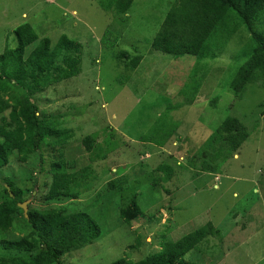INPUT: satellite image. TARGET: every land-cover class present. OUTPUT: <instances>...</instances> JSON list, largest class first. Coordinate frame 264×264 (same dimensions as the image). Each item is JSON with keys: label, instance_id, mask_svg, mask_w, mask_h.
<instances>
[{"label": "rangeland", "instance_id": "obj_1", "mask_svg": "<svg viewBox=\"0 0 264 264\" xmlns=\"http://www.w3.org/2000/svg\"><path fill=\"white\" fill-rule=\"evenodd\" d=\"M108 1L0 0V55L6 46L15 47L13 31L24 23L40 38L55 43L64 35L79 46V75L51 84L38 106L47 117H64L63 127L75 135L67 158L79 159L81 168L90 169L86 181L77 174L75 200L46 204L50 176L36 170L40 162L47 168L51 155L40 151L25 164L13 160L0 165V192L8 180L25 190L26 197L31 191L27 208L73 207L97 223L100 237L66 254L63 264H111L122 257L137 262L207 223L221 238L203 241L185 262L210 264L206 252L215 254L213 264H252L246 259L250 254L264 258V87L260 81L249 84L241 98L230 88L248 57L249 36L238 32L212 61H205L208 67H195L193 57H168L150 46L175 0H133L123 16L108 7ZM122 52L142 58L137 68L125 69ZM203 73L192 103L178 95L185 84H192L189 77ZM23 93L14 88L7 92L17 98ZM165 113L175 131L161 146L140 144L160 119L165 121ZM232 119L246 129V141L239 148L234 143H228L229 148L210 145L215 135L235 133L237 126L225 124ZM221 128L225 133L217 134ZM93 133L105 148L103 140L113 134L117 149L89 165V153L79 143ZM218 146L227 150L213 155ZM162 165L171 168L168 181L158 170ZM109 181L119 188L108 190ZM135 195L144 221L127 227L118 211ZM29 232L28 224L18 218L9 233H0V240ZM212 245L221 246L209 250Z\"/></svg>", "mask_w": 264, "mask_h": 264}, {"label": "trees", "instance_id": "obj_2", "mask_svg": "<svg viewBox=\"0 0 264 264\" xmlns=\"http://www.w3.org/2000/svg\"><path fill=\"white\" fill-rule=\"evenodd\" d=\"M132 3L133 0H109L107 6H112L117 15L123 16ZM240 31L249 36L248 57L234 74L230 88L241 98L249 84L260 81L264 87V0H175L150 46L153 51L168 57H193L195 67L202 64L204 68L208 67L205 61H212L216 53L222 52ZM13 35L15 47L6 46L0 55V165H7L13 160L25 164L40 151L48 150L51 162L47 168H43V162H40L36 170L40 175L47 173L50 176L43 201L57 204L68 199L75 200L78 196V187L74 186L78 182L77 174L80 173L83 176L81 180L86 181L89 168H81L79 159L67 158V146L75 135L71 129L63 127L64 117L45 116L38 103L51 84L69 81L79 75L80 48L64 35L55 43L48 37L40 38L28 23L16 27ZM119 58L126 60L125 69L130 70L137 68L142 59L139 56L130 58L124 52ZM204 77V73L198 78L195 75L189 77L192 84L187 88L185 84L178 95L192 103ZM13 88L24 92L21 98L7 94ZM262 107L264 112V104ZM162 118L165 121L160 119L154 132L143 136L140 144L161 146L165 137L175 131V123L167 122V113ZM225 124L237 126L235 133L229 135L224 132L226 129L221 128L217 134L221 131L225 136H213L210 145L228 147V143H234L235 148H239L247 139L246 129L233 119ZM97 138L96 133L85 135L79 143L82 151L89 153V165L106 159L110 152L117 149L112 140L113 134L103 140L106 148L100 146ZM224 146L215 147L213 155L224 153L227 150ZM158 170L163 173L165 181L170 180V167L162 165ZM35 183L32 180L33 186ZM107 186L108 190L119 188L116 181H109ZM23 191L5 180V188L0 192V233H9L18 218L30 228L25 235L0 240V264H63L62 258L66 254L81 250L100 237L97 223L87 213L76 212L73 207L36 209L30 204L27 218H24L17 205L33 199V196L27 190L29 196L26 197ZM118 217L127 227L144 221L137 195L119 209ZM216 237L221 238L219 230L207 223L177 241L161 245L157 253L140 261L133 262L122 257L111 264H194L185 262L183 258L203 241ZM218 246L212 245L208 249ZM204 258L213 264L215 254L206 252Z\"/></svg>", "mask_w": 264, "mask_h": 264}, {"label": "crops", "instance_id": "obj_3", "mask_svg": "<svg viewBox=\"0 0 264 264\" xmlns=\"http://www.w3.org/2000/svg\"><path fill=\"white\" fill-rule=\"evenodd\" d=\"M254 229H259V225L257 227L254 226ZM248 257H250V259H252V264L255 261L256 262L254 264H264V258L263 257L259 258L257 254L246 255V259H248ZM257 259H259V260H257Z\"/></svg>", "mask_w": 264, "mask_h": 264}, {"label": "water", "instance_id": "obj_4", "mask_svg": "<svg viewBox=\"0 0 264 264\" xmlns=\"http://www.w3.org/2000/svg\"><path fill=\"white\" fill-rule=\"evenodd\" d=\"M27 203L28 202L26 201V202H23V203L17 205L18 208L21 209L24 218H27Z\"/></svg>", "mask_w": 264, "mask_h": 264}]
</instances>
